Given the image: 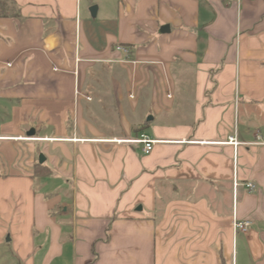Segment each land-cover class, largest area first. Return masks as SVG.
Instances as JSON below:
<instances>
[{"label":"crops","instance_id":"obj_1","mask_svg":"<svg viewBox=\"0 0 264 264\" xmlns=\"http://www.w3.org/2000/svg\"><path fill=\"white\" fill-rule=\"evenodd\" d=\"M0 264H264V0H0Z\"/></svg>","mask_w":264,"mask_h":264},{"label":"built area","instance_id":"obj_2","mask_svg":"<svg viewBox=\"0 0 264 264\" xmlns=\"http://www.w3.org/2000/svg\"><path fill=\"white\" fill-rule=\"evenodd\" d=\"M117 49L122 51L127 56L130 55V49L128 47L118 45ZM131 97H134V95L132 94ZM89 99H91V98H89ZM20 138H22V137H20ZM49 140L53 141L54 139L50 138ZM113 141L116 143L124 142V140L118 139V138H113ZM130 141L132 143H135V144H140L142 146V151L145 154H149L150 152H152V150L154 149V146L157 143V141L155 139L150 137L145 132L139 133L136 137L130 139ZM184 142L189 143L190 141L184 140ZM227 143L232 145L235 150L237 149L238 146L241 145V142L239 141L238 136H237V127L236 126L234 128V133L231 134L230 136H228ZM236 186H237V183H236ZM245 187L249 191H255L257 188V185L254 182L249 181V182L245 183ZM250 225H251V221H238V220L234 221V229L236 231H239V232H247Z\"/></svg>","mask_w":264,"mask_h":264},{"label":"water","instance_id":"obj_3","mask_svg":"<svg viewBox=\"0 0 264 264\" xmlns=\"http://www.w3.org/2000/svg\"><path fill=\"white\" fill-rule=\"evenodd\" d=\"M96 10H97V7H96V6H93V7L91 8V13H92L93 15H95V14H96ZM163 29H164V28H163ZM34 134H35V131H34V130H31V131L28 132V135H30V136H33ZM44 161H45L44 156H40L39 162H40V163H43Z\"/></svg>","mask_w":264,"mask_h":264}]
</instances>
